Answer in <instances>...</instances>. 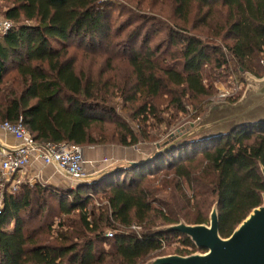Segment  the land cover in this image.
I'll return each instance as SVG.
<instances>
[{
  "label": "trees",
  "instance_id": "trees-1",
  "mask_svg": "<svg viewBox=\"0 0 264 264\" xmlns=\"http://www.w3.org/2000/svg\"><path fill=\"white\" fill-rule=\"evenodd\" d=\"M118 1L0 0L14 24L0 35V125L22 119L41 144L132 148L158 143L189 108L200 120L219 79L264 78V0H157L162 8L142 23L116 25ZM74 51L123 70L113 77L117 92L113 78L101 81L105 71L95 79L78 68ZM114 95L136 131L111 105ZM110 170L63 194L41 183L4 188L0 264H149L175 241L176 254L190 256L197 248L187 236L156 230L207 225L213 205L229 238L264 202V124L174 139L149 161ZM46 194L65 217H41Z\"/></svg>",
  "mask_w": 264,
  "mask_h": 264
},
{
  "label": "rangeland",
  "instance_id": "rangeland-1",
  "mask_svg": "<svg viewBox=\"0 0 264 264\" xmlns=\"http://www.w3.org/2000/svg\"><path fill=\"white\" fill-rule=\"evenodd\" d=\"M0 5L3 7L5 6V3L2 2ZM162 1L157 2V0H120L117 2V6L114 10V17L115 20L118 22L116 25H118L121 21H125L124 19H127L129 17L134 18L137 23H142L143 20H145L144 17H149L150 15L149 10L157 9L159 10L162 8ZM165 9L166 14H170V7L169 5L163 6ZM155 11V10H154ZM122 15V16H121ZM1 18H3L0 15ZM157 23V21H155ZM74 53L78 54V51H74ZM73 54V53H72ZM84 53L80 52L78 54L79 56V64L78 68L81 69V66L84 68L86 72L89 71V69H92L93 77L95 79H98L97 77L102 71H105L103 79L101 81L106 82L111 80L114 76H117L121 74H124L125 72L118 68V70L115 72L113 70H109L107 67V56L106 57H100V58H92V57H86L83 56ZM118 63V61H117ZM120 64V63H118ZM122 65V64H120ZM122 69L125 68L124 65L119 66ZM127 71V69H126ZM118 77V76H117ZM252 77L250 74H246L245 76H242L241 79L234 80V78H222L219 79V81L216 83L215 89L216 93L209 98L201 99L204 105V111L200 117V120L195 121L192 118V108H189V114H182L179 116V121L174 123L171 128H163V132L165 134L162 135L161 139L158 140V143H142L136 147L132 148H124L117 144H108L106 146H96V147H87L82 148L84 159L87 165L88 173L93 175H98L101 177H104L107 175V173L112 172L110 170L112 167L116 166H127L128 164H132L134 162H146L149 161L152 155L159 150L160 147H164L169 141L171 140H185L187 138H190V136H198L199 138L203 135L211 136L213 135H220V134H230L234 129V124H236V128L242 127L243 125H238L236 121L241 120L243 117H238L239 119L236 120H226L222 122L223 120L231 117L232 111L229 109V105H235L238 102L241 101L243 98L247 87H248V78ZM114 80L109 81L111 87L109 90L111 92H117V81L120 79L113 78ZM257 79V78H256ZM226 96V97H225ZM240 96V97H239ZM225 97V98H224ZM239 97V98H238ZM239 99L236 103L233 101V99ZM112 99V106H114L117 111L119 117L129 122L135 131L137 130V125L139 124L138 121L131 120V116L128 112L123 110L124 103L121 99H118V97L109 98ZM163 109V108H161ZM245 116V115H243ZM244 126H247V124H244ZM250 126H257V125H250ZM111 125H108V128H110ZM159 145V146H158ZM160 153V152H159ZM94 163V165H91ZM103 172V173H102ZM117 173V172H115ZM114 173V174H115ZM99 178V180L101 179ZM94 180L90 179L88 182H93ZM41 184H44L40 182ZM80 183H75L73 181L58 178L57 184L58 187H55L58 192L63 194L66 190L75 188ZM45 200H47L48 207L45 210V213L41 217H65L63 215L59 214L58 211V204L56 202V199L49 197L48 194L45 196ZM215 208V205H213L208 213L207 217L209 220V223L206 226H210V217L212 214L213 209ZM59 219H54V225H53V234L52 236H56L55 232L57 231V225H58ZM14 229V225H9L5 228V231H12ZM159 229V230H164ZM141 229L139 230V232ZM158 231V230H156ZM181 249V244L178 242H174L170 244L168 247H166L165 251H163L164 254L167 256H174L176 254V250ZM202 251H199L198 249L194 254H200Z\"/></svg>",
  "mask_w": 264,
  "mask_h": 264
},
{
  "label": "water",
  "instance_id": "water-1",
  "mask_svg": "<svg viewBox=\"0 0 264 264\" xmlns=\"http://www.w3.org/2000/svg\"><path fill=\"white\" fill-rule=\"evenodd\" d=\"M228 107L232 115L222 122L243 117L236 121L239 122L238 125L264 124V78L249 77L248 87L241 101ZM233 129H236V124ZM132 164L137 165L139 162ZM92 180L96 181L99 178ZM87 183L90 182H82L80 185ZM219 226L218 210L215 205L210 217V226L188 225L181 222L158 230L157 232H178L187 236L202 253L185 257L178 255L159 257L149 264H264V202L262 206L252 211L229 238L223 239L220 236Z\"/></svg>",
  "mask_w": 264,
  "mask_h": 264
},
{
  "label": "built area",
  "instance_id": "built-area-1",
  "mask_svg": "<svg viewBox=\"0 0 264 264\" xmlns=\"http://www.w3.org/2000/svg\"><path fill=\"white\" fill-rule=\"evenodd\" d=\"M13 27L12 21L0 17V35H6ZM0 129L11 134L17 142L11 148L0 141V216L4 209V188L15 192L22 184L34 186L42 182L41 172L32 169L34 161L54 167L64 178L75 183L88 182L93 178L86 168L81 147L69 143H37L22 119L16 123L4 122ZM107 236L112 238L113 232Z\"/></svg>",
  "mask_w": 264,
  "mask_h": 264
},
{
  "label": "crops",
  "instance_id": "crops-1",
  "mask_svg": "<svg viewBox=\"0 0 264 264\" xmlns=\"http://www.w3.org/2000/svg\"><path fill=\"white\" fill-rule=\"evenodd\" d=\"M0 141L3 142L7 147H11V148H14V146L17 143L11 134L3 131L2 129H0ZM87 165H88V163H86V168H87ZM91 165H94V163H92ZM32 169H33V171L41 172V179H42V183H44V184H48V185H51L54 187H58V185H56L58 178L64 179L63 175H61L54 167L43 166L39 161H34ZM99 175L100 174L93 175L92 179H95L97 177L100 178L101 176H99Z\"/></svg>",
  "mask_w": 264,
  "mask_h": 264
}]
</instances>
